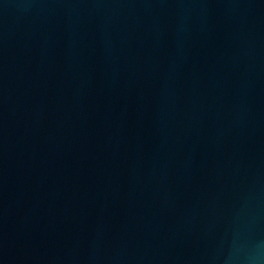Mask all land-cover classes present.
Wrapping results in <instances>:
<instances>
[{"label": "water", "instance_id": "obj_1", "mask_svg": "<svg viewBox=\"0 0 264 264\" xmlns=\"http://www.w3.org/2000/svg\"><path fill=\"white\" fill-rule=\"evenodd\" d=\"M0 264H264V0H0Z\"/></svg>", "mask_w": 264, "mask_h": 264}]
</instances>
